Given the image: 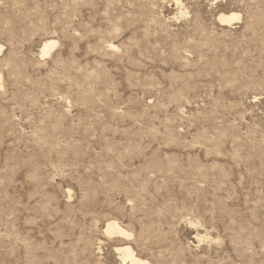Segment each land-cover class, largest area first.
<instances>
[{
	"label": "rangeland",
	"instance_id": "obj_1",
	"mask_svg": "<svg viewBox=\"0 0 264 264\" xmlns=\"http://www.w3.org/2000/svg\"><path fill=\"white\" fill-rule=\"evenodd\" d=\"M177 1L0 0V264H264V0Z\"/></svg>",
	"mask_w": 264,
	"mask_h": 264
},
{
	"label": "bare ground",
	"instance_id": "obj_2",
	"mask_svg": "<svg viewBox=\"0 0 264 264\" xmlns=\"http://www.w3.org/2000/svg\"><path fill=\"white\" fill-rule=\"evenodd\" d=\"M176 2H178L176 0ZM240 14L238 12L230 11L228 13H219L218 20L221 24L230 26L235 21L240 20ZM48 38V37H47ZM58 42L54 40V38L50 39L48 38L43 43V47L40 50V55L45 56L49 55L51 50L56 46ZM113 43V42H112ZM109 42L107 47L110 49L113 48V44ZM4 47L0 45V53H2V49ZM0 85H1V74H0ZM103 234L105 236L111 238L114 240L115 248L114 250L119 256L120 263L122 264H151L149 260L139 256L136 251H134L133 247L128 242L129 237L131 236V233L129 230L122 226L115 218H108L103 226ZM195 237L198 239H201L202 236L199 235V233L196 232ZM123 241V242H122Z\"/></svg>",
	"mask_w": 264,
	"mask_h": 264
}]
</instances>
